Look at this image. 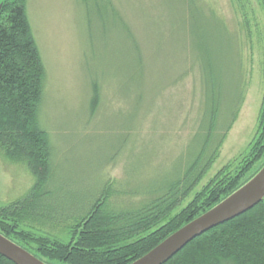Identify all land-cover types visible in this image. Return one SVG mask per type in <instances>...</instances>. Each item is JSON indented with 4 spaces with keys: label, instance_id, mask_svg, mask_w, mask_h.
I'll return each instance as SVG.
<instances>
[{
    "label": "rangeland",
    "instance_id": "1",
    "mask_svg": "<svg viewBox=\"0 0 264 264\" xmlns=\"http://www.w3.org/2000/svg\"><path fill=\"white\" fill-rule=\"evenodd\" d=\"M26 5L45 68L38 117L49 134L55 169L50 185L55 194L47 203L69 213L71 198L102 184L105 174L119 180L115 190L128 192L149 190L170 177L189 145L188 125L200 113L199 83L191 74H198V43L205 32L218 39L203 15L214 14L238 34L244 96L217 158L182 206L220 169L233 171L247 157L264 96L261 0H27ZM223 40L221 50L228 47ZM223 51L221 79L239 76L236 60ZM95 84L101 101L91 114ZM262 162L264 155L249 174ZM34 181L26 164L0 150V208L25 198ZM20 226L64 241L71 236L68 224Z\"/></svg>",
    "mask_w": 264,
    "mask_h": 264
},
{
    "label": "trees",
    "instance_id": "2",
    "mask_svg": "<svg viewBox=\"0 0 264 264\" xmlns=\"http://www.w3.org/2000/svg\"><path fill=\"white\" fill-rule=\"evenodd\" d=\"M264 6V0H261ZM27 0H3L0 13V150L24 163L34 184L22 200L0 208V233L49 264H130L170 234L219 203L251 178L264 155V96L251 149L241 165L220 169L182 206L217 158L236 120L244 96L243 62L238 34L214 14L204 16L216 41L202 35L198 60L200 113L188 125L189 145L182 161L164 182L149 190H115L116 179L104 175L102 184L71 198L72 207L57 208L48 200L54 175L53 147L39 123L45 68L27 15ZM201 11V10H200ZM202 13V12H201ZM239 76L221 79L222 40ZM221 40V41H220ZM223 40V41H224ZM212 50V51H211ZM232 60V59H231ZM188 74V71L185 73ZM93 85L90 112L100 104ZM226 120L221 127V122ZM182 206V207H181ZM180 208V209H179ZM178 209V210H177ZM67 212V213H66ZM26 225L68 224L70 238L38 235ZM0 264H14L0 255ZM162 264H264V199L250 210L193 238Z\"/></svg>",
    "mask_w": 264,
    "mask_h": 264
},
{
    "label": "water",
    "instance_id": "3",
    "mask_svg": "<svg viewBox=\"0 0 264 264\" xmlns=\"http://www.w3.org/2000/svg\"><path fill=\"white\" fill-rule=\"evenodd\" d=\"M2 2H0V13ZM264 199V164L240 187L203 214L170 234L130 264H162L193 238L242 213ZM0 255L14 264H49L0 233Z\"/></svg>",
    "mask_w": 264,
    "mask_h": 264
}]
</instances>
